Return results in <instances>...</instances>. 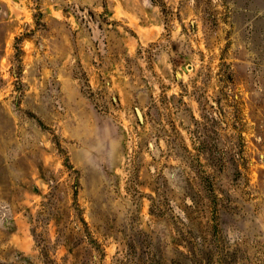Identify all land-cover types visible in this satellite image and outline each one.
I'll list each match as a JSON object with an SVG mask.
<instances>
[{
    "label": "rangeland",
    "instance_id": "374dc122",
    "mask_svg": "<svg viewBox=\"0 0 264 264\" xmlns=\"http://www.w3.org/2000/svg\"><path fill=\"white\" fill-rule=\"evenodd\" d=\"M0 264H264V0H0Z\"/></svg>",
    "mask_w": 264,
    "mask_h": 264
},
{
    "label": "water",
    "instance_id": "95a60500",
    "mask_svg": "<svg viewBox=\"0 0 264 264\" xmlns=\"http://www.w3.org/2000/svg\"><path fill=\"white\" fill-rule=\"evenodd\" d=\"M84 15H85V17H86L90 22L93 21V19H92V17H91V15H90V13H89L88 10H85V11H84ZM99 49H102L101 43H99ZM136 111H137L139 117L143 120V114H142L141 109H140L139 107H137V108H136Z\"/></svg>",
    "mask_w": 264,
    "mask_h": 264
}]
</instances>
